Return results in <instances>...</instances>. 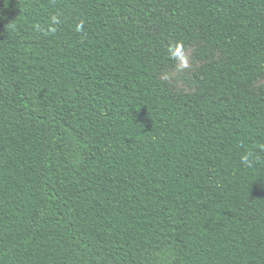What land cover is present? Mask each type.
Returning a JSON list of instances; mask_svg holds the SVG:
<instances>
[{
  "label": "trees",
  "instance_id": "trees-1",
  "mask_svg": "<svg viewBox=\"0 0 264 264\" xmlns=\"http://www.w3.org/2000/svg\"><path fill=\"white\" fill-rule=\"evenodd\" d=\"M262 79L264 0H0V264H264Z\"/></svg>",
  "mask_w": 264,
  "mask_h": 264
},
{
  "label": "rangeland",
  "instance_id": "rangeland-1",
  "mask_svg": "<svg viewBox=\"0 0 264 264\" xmlns=\"http://www.w3.org/2000/svg\"><path fill=\"white\" fill-rule=\"evenodd\" d=\"M198 47L199 45L191 46L183 52L187 66H183V64L178 61L175 68L162 73L160 76V78L167 81L176 92L193 93L197 89L194 77L207 63L196 55ZM220 58V55L216 54L214 60H219ZM262 85H264V79L260 80L256 84V87Z\"/></svg>",
  "mask_w": 264,
  "mask_h": 264
},
{
  "label": "clouds",
  "instance_id": "clouds-1",
  "mask_svg": "<svg viewBox=\"0 0 264 264\" xmlns=\"http://www.w3.org/2000/svg\"><path fill=\"white\" fill-rule=\"evenodd\" d=\"M53 21L56 22V17L53 16ZM82 25H78L77 26V31H79L81 29ZM169 53L170 55L173 57V58H176L178 61L181 62V64H183V66H187L186 64V58L184 56V53H183V45L181 44H175L174 46H171L169 48ZM252 156V153L251 152H248L246 154H243L241 156V162L247 166H251V159L250 157Z\"/></svg>",
  "mask_w": 264,
  "mask_h": 264
}]
</instances>
